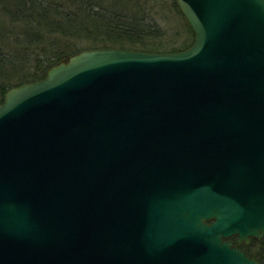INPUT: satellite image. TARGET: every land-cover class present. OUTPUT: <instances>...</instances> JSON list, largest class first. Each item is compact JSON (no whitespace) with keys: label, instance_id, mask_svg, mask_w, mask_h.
I'll use <instances>...</instances> for the list:
<instances>
[{"label":"water","instance_id":"1","mask_svg":"<svg viewBox=\"0 0 264 264\" xmlns=\"http://www.w3.org/2000/svg\"><path fill=\"white\" fill-rule=\"evenodd\" d=\"M175 2L185 52L84 50L4 95L0 264H258L264 0Z\"/></svg>","mask_w":264,"mask_h":264},{"label":"trees","instance_id":"2","mask_svg":"<svg viewBox=\"0 0 264 264\" xmlns=\"http://www.w3.org/2000/svg\"><path fill=\"white\" fill-rule=\"evenodd\" d=\"M160 0H0V105L13 87L43 80L52 66L84 50L144 54L188 50L194 36L173 0L179 30L170 33L152 16ZM79 46V47H78ZM233 243L236 239H231ZM258 241L239 247L264 264Z\"/></svg>","mask_w":264,"mask_h":264},{"label":"rangeland","instance_id":"3","mask_svg":"<svg viewBox=\"0 0 264 264\" xmlns=\"http://www.w3.org/2000/svg\"><path fill=\"white\" fill-rule=\"evenodd\" d=\"M173 0H160L155 6L152 16L157 20L159 27L166 32L174 33L179 30L175 28V25H179V17L177 16L173 8ZM79 47V46H78ZM264 251V238L256 245V249L253 252ZM264 263V262H263Z\"/></svg>","mask_w":264,"mask_h":264}]
</instances>
